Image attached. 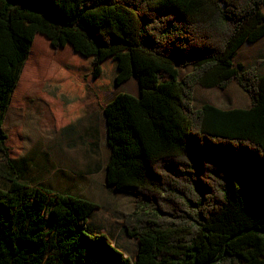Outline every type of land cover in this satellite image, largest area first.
Masks as SVG:
<instances>
[{
    "label": "trees",
    "instance_id": "trees-1",
    "mask_svg": "<svg viewBox=\"0 0 264 264\" xmlns=\"http://www.w3.org/2000/svg\"><path fill=\"white\" fill-rule=\"evenodd\" d=\"M263 38L264 0H0V264H264V68L234 62ZM36 40L88 59L97 96L137 83L104 107L134 260L92 231L96 203L13 176L5 117ZM232 81L249 107H193L195 86ZM83 91L46 86L70 121Z\"/></svg>",
    "mask_w": 264,
    "mask_h": 264
},
{
    "label": "rangeland",
    "instance_id": "rangeland-1",
    "mask_svg": "<svg viewBox=\"0 0 264 264\" xmlns=\"http://www.w3.org/2000/svg\"><path fill=\"white\" fill-rule=\"evenodd\" d=\"M108 62L115 63L118 60ZM234 62L235 64L241 62L247 68L256 66L257 73L262 72L264 68V38L255 43L242 45ZM90 69L89 60L83 56L81 58L74 56L69 47L59 53L48 45H44L41 40L34 42L31 55L28 57L5 117L4 129L8 135L6 144L9 148V158L13 160L19 159L22 155H30L39 164V168L40 165L43 166L44 162L48 164L52 161L55 166L59 167L52 175L55 180H60L62 177L60 171H64L77 180L79 178L81 181L86 180V184L92 183L90 186L86 185L82 188L81 185H78L75 192L62 184L60 189H63L62 193L96 203L98 208L92 213V218L95 215L93 224L99 228L105 227V230L102 231H106L111 241L120 245L124 252L134 260L138 249V240L125 232V216L135 210V197L130 193L109 189L105 183L106 166L104 165L107 152L110 150L103 138L105 128L102 112H104L105 106L101 105L100 107V104L96 103V100L106 103L107 99L120 90V85L111 92L97 96L90 83ZM186 71L187 69H184L182 73L184 74ZM73 79H78L83 83L84 91L75 107L76 120L70 121L67 107L61 101H55L49 97L46 93V86L51 81L61 82L68 86ZM131 80L136 86L132 87L131 83H126L121 87L125 93L138 92L135 79ZM204 103H212L225 108L248 107L250 98L236 81H232L225 89L197 85L193 91V107H201ZM83 118V125H78V122H81ZM89 124H96L102 135L95 156L102 163V168L93 176L86 175L85 171L88 169L86 163L77 165L74 162L75 159H81L82 154L88 155V149H92L87 141L90 138L86 135L87 131H90ZM73 125L76 126L74 131H68V128ZM45 151L51 154V159L46 157ZM23 165L25 166V164ZM38 169L32 170L33 174L43 175L44 172L39 173ZM50 171L46 174H50ZM4 172L6 173L5 162L0 155V188H6V180L2 177ZM23 172L24 168H22ZM48 184L51 185L47 187L48 189H58L55 188L52 180Z\"/></svg>",
    "mask_w": 264,
    "mask_h": 264
},
{
    "label": "crops",
    "instance_id": "crops-1",
    "mask_svg": "<svg viewBox=\"0 0 264 264\" xmlns=\"http://www.w3.org/2000/svg\"><path fill=\"white\" fill-rule=\"evenodd\" d=\"M131 79H132V77L129 78L124 83L120 84V86H119L120 87L119 88L120 90L119 91H116L109 99H107V102L106 103H101V102H98L97 100H96V103L100 104L99 105L100 107H101V105H103V107L106 106L114 98V96L116 94L121 93V92H124L121 87L123 85H126V83H131L132 87H135L136 85H135V83ZM132 94L133 95H136L137 93L133 92ZM82 103H83V101H82ZM218 107H220V106H218ZM221 108L227 109L228 107L227 108L221 107ZM229 108H236V107H229ZM241 108H247V107H241ZM102 115H103V119H104V128H105V132H104L103 138H104L105 142L107 143V125H106V118H105L104 112H102ZM83 121H84V118L81 120V122H78V125H83ZM86 123L88 124V122H86ZM75 127L76 126H74V125L73 126H70V128H68V131L69 130H70V132L71 131H74ZM88 129L90 131H87L86 135H88V137L90 139H88L87 141H88V145L91 146L92 149H88V152H89L88 155L82 154L81 155V159H79V158L78 159H75L74 162L77 165H82V164L86 163L87 166H88V169H86V171H85V172H87L86 175L87 176H93L97 172H99L100 169L102 168V163L100 162V160L97 159V158H95V156L97 154V149L100 146V142H101L100 141V136L102 137V135L99 132L96 124H89L88 125ZM82 137H83V135L81 133V138ZM109 153H110V151L107 152L106 163H105L104 166L107 165V162H108V159H109ZM45 155H46V157H48V159H51L50 158V155L51 154L48 151H45ZM23 164H25V166ZM13 167H14V175L13 176L14 177H17L20 181L25 182V183L30 184V185H34V184H37V183H42L46 187H48V186H51V185L48 184V182L50 180H52L54 182L55 188H58V189H54V190H51V191L57 192V193H62V190L63 189H60L61 188L60 187L61 184L62 185H66L67 187L71 188L73 190V192H75L76 188H78V185H81V188H82V187H84L86 185H89L90 186L92 184V183L86 184V180L85 181H81V178H79L77 180V179L74 178V176H71V175L67 174L64 171H60V173L62 175V177L60 178V180H58V179L55 180L53 178L54 176H52V175H53L54 171L56 169H58L59 167L58 166H55V164L51 161V163L48 162V164L44 162L43 163V166L40 165V168H39V164L35 161L34 157L33 156H30V155H22V156H20L19 159L18 158L13 159ZM22 168H24V172L23 173H22ZM36 168L37 169L39 168L38 169L39 170V173L44 172V174L43 175H34L32 170H34ZM48 171H50V174H48V173L46 174V172H48ZM105 171H106V169H105ZM4 174H5V172H4ZM78 176L81 177L80 175H78ZM89 178H91V177H89ZM91 179H93V178H91ZM5 180H6L5 185L7 187L8 184H9V182H8V180L6 178H5ZM69 180H71V181H69ZM72 180H74V181H72ZM106 185H107V187H109V189H113L107 183H106ZM94 218H95V215L93 216V218H92V215H91V217L88 220V224L92 227V231H94V232H103V233H105L107 235V232L106 231H102L103 229L105 230V227L99 228L98 226H95L93 224ZM125 232H126V230H125ZM109 239L111 240L110 237H109ZM113 245L116 246L117 248H119L126 256H129L130 258H132L129 254H126L124 252V249L120 245H117L115 243H113ZM136 254H137V251H136ZM136 254L134 256V259H136Z\"/></svg>",
    "mask_w": 264,
    "mask_h": 264
}]
</instances>
